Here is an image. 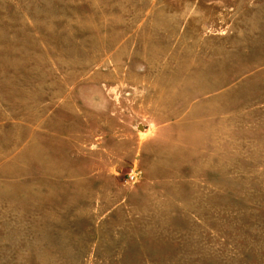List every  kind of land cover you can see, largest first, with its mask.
<instances>
[{"label": "rangeland", "instance_id": "rangeland-1", "mask_svg": "<svg viewBox=\"0 0 264 264\" xmlns=\"http://www.w3.org/2000/svg\"><path fill=\"white\" fill-rule=\"evenodd\" d=\"M0 264H264V0H0Z\"/></svg>", "mask_w": 264, "mask_h": 264}, {"label": "built area", "instance_id": "built-area-1", "mask_svg": "<svg viewBox=\"0 0 264 264\" xmlns=\"http://www.w3.org/2000/svg\"><path fill=\"white\" fill-rule=\"evenodd\" d=\"M138 172L136 170H132L128 175H127V181L129 183H135L137 178H138Z\"/></svg>", "mask_w": 264, "mask_h": 264}]
</instances>
